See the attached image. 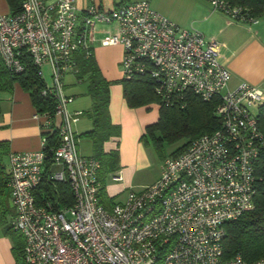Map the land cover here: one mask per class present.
<instances>
[{
  "label": "built area",
  "instance_id": "obj_1",
  "mask_svg": "<svg viewBox=\"0 0 264 264\" xmlns=\"http://www.w3.org/2000/svg\"><path fill=\"white\" fill-rule=\"evenodd\" d=\"M231 19L254 23L257 16L231 0H208ZM113 23L102 45H122L123 76H146L164 105L184 107L189 95L219 97L220 125L166 156L156 180L126 189L110 206L100 200L101 161L77 150L69 111L73 96L64 78L77 71L76 52L97 41L96 25ZM28 54L50 81L41 93L52 98L38 149L9 153L10 224L23 236L24 264H264L241 253L223 257L225 223L254 205L256 166L264 150L257 109L264 91L242 80L230 87V70L220 60V42L195 27L182 26L149 0H128L109 9L76 0H20L17 12L0 14V56L7 68L23 69ZM54 134V141L49 136ZM48 165V167H47ZM48 168V170H47ZM120 171L108 174L121 179ZM43 176L65 180L70 204L51 198L37 203L34 189Z\"/></svg>",
  "mask_w": 264,
  "mask_h": 264
},
{
  "label": "trees",
  "instance_id": "obj_2",
  "mask_svg": "<svg viewBox=\"0 0 264 264\" xmlns=\"http://www.w3.org/2000/svg\"><path fill=\"white\" fill-rule=\"evenodd\" d=\"M231 1L246 6L255 16L264 14V0ZM8 2L11 12H17L20 9V0H8ZM22 61L23 69L15 71L7 68L0 56V91H10L13 83L17 81L24 89L29 91L37 110L42 111L46 108H52V98L41 93L45 80L41 75L40 68L33 63L31 57L26 53L22 54ZM76 65L75 77L79 80H87L86 91L91 97V105L86 113L91 117L93 125L83 134L92 138L93 155L101 160L102 171L113 172L118 169V159L114 155L115 153H113V157L103 158V155L108 153L103 149V142L112 135H118L120 131L119 125L110 118V81L103 75L93 50L88 55H85L84 49L78 50L76 52ZM123 80L126 81L123 91L129 103L145 100H156L159 103L160 100L153 91L152 80L148 77L126 78L123 76ZM218 101V96L203 100L197 95L191 94L188 96L184 107L159 103L158 117L145 126L146 130L152 133V137L156 138L154 132L156 129L164 130L167 123L175 118L182 120L183 130L190 134V139L170 155L176 154L200 134L211 132L220 125V118L215 113V106ZM257 120L259 128L264 133V101L258 106ZM49 140L54 141V134L49 136ZM6 152L7 140H0V215L7 209L6 200L9 193V172L4 158ZM256 175L253 207L243 212L237 219L225 223L224 258L232 257L236 253H241L248 261L264 257V150L261 151L256 166ZM34 197L37 203L43 202L45 198H51L54 202L57 201V204H70L72 202L69 183L65 180L52 181L47 176H43L34 189ZM7 227L15 233L17 238L20 237L18 240L15 238L14 249L17 264H24L22 261L24 242L21 240L23 236H20L21 233L13 229L10 223ZM153 264H162V255L158 254Z\"/></svg>",
  "mask_w": 264,
  "mask_h": 264
},
{
  "label": "crops",
  "instance_id": "obj_3",
  "mask_svg": "<svg viewBox=\"0 0 264 264\" xmlns=\"http://www.w3.org/2000/svg\"><path fill=\"white\" fill-rule=\"evenodd\" d=\"M76 1L77 5L81 9H84L90 3H93L97 7H101L103 9H109L119 2L128 0ZM149 1L155 9L167 15L180 25L194 26L207 38H213L220 42V60L230 70V79L228 81V85L230 87H233L238 82L245 80L260 87L264 91V19L262 21L260 19L263 14L257 16L256 22L249 23L246 21L231 19L222 10L212 8L208 0H180V3L183 5L179 9L169 8L162 0ZM8 12H11L8 0H0V14ZM112 24L113 23H100L96 25L95 36L97 41L94 45L99 42L98 38L101 37L106 30L114 29V24ZM96 33H100L102 35H96ZM69 74L76 78L75 74L68 73V75ZM41 75L43 76L45 82L50 81L49 64L45 63L42 65ZM64 83L66 88L68 83H66L65 78ZM65 92L72 95L74 99V93H68L66 89ZM88 96L89 98L85 103H87L90 107L91 97L89 94ZM121 104L127 106L125 101ZM69 109L70 111L79 109L82 110L81 114L84 113V109L81 108L79 104H75ZM109 113L110 118L113 121L110 101ZM85 114L87 116L86 120L80 123V125L73 127L78 137L77 150L83 155H93L92 138L83 134L84 131L92 128L93 124L91 117L87 113ZM45 122L46 117L42 114H37V108L32 102L29 91L24 89L19 82L15 81L10 91H0V140H7V152L4 158L8 172L9 153L11 151L33 150L38 149L41 146V139L43 135L42 128L45 125ZM150 122L152 121H147L145 126ZM79 135L89 140L90 149H88V146L87 148H83V146L79 144ZM119 140L120 131L118 135H112L103 142L104 151H109L111 148H115ZM126 167L127 166H122V164L120 165V163L118 164L117 170L120 171L119 173L121 174L122 180H124L125 174L128 172V168ZM109 173L111 172L102 171L101 163L99 170L101 188L99 194L100 200L107 206H110L114 201L124 199L126 196V190H122V193L119 194V192L114 193L107 188L108 185L112 184L106 181L109 177ZM131 185L133 184L127 186L126 184H123L124 189H127ZM102 195H105V198H102ZM6 201L7 209H5V212L0 215V264H17L16 251L14 249V243L16 242L15 238H17V236L7 227L14 214V209L10 203V189ZM19 238L20 237L16 240ZM21 240L24 242L23 237Z\"/></svg>",
  "mask_w": 264,
  "mask_h": 264
},
{
  "label": "rangeland",
  "instance_id": "obj_4",
  "mask_svg": "<svg viewBox=\"0 0 264 264\" xmlns=\"http://www.w3.org/2000/svg\"><path fill=\"white\" fill-rule=\"evenodd\" d=\"M169 8H181L183 4L180 0H162ZM264 19V14L260 17ZM113 25V24H112ZM185 26V25H183ZM186 27H194L186 25ZM96 35H102L96 33ZM99 39V38H98ZM94 52L99 67L103 75L110 81V109L114 123H118L120 127V140L115 148H111L103 158L117 156L118 164L127 166L128 172L125 174L124 180L110 179L106 181L112 183L108 185V189L114 193L121 194L124 189L123 184H133L135 188H139L143 184H148L156 180L160 173V165L163 159L172 154L180 146L190 139V134L183 130L182 120L175 118L168 122L165 129H156V138L152 137V133L146 130L145 123L153 121L158 117L159 104L156 100H145L137 103H129L123 89L126 84L123 80L122 70V45L119 43L102 45L97 42L94 45ZM66 91L74 93V99L68 102V110L73 105L79 104L84 109V113L72 122V126L80 125L86 120V110L89 107L86 93L87 80H79L73 75L67 74L65 77ZM127 103L124 106L121 103ZM79 144L83 148H89V140L79 135ZM114 150V151H112ZM113 153H115L113 155ZM140 184V185H139ZM123 195V194H122ZM121 195V196H122ZM105 198V195H102ZM20 236H22L20 234Z\"/></svg>",
  "mask_w": 264,
  "mask_h": 264
}]
</instances>
